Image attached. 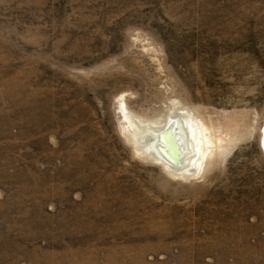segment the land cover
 Instances as JSON below:
<instances>
[{
    "label": "rangeland",
    "instance_id": "obj_1",
    "mask_svg": "<svg viewBox=\"0 0 264 264\" xmlns=\"http://www.w3.org/2000/svg\"><path fill=\"white\" fill-rule=\"evenodd\" d=\"M263 130L264 0H0V264H264Z\"/></svg>",
    "mask_w": 264,
    "mask_h": 264
},
{
    "label": "bare ground",
    "instance_id": "obj_2",
    "mask_svg": "<svg viewBox=\"0 0 264 264\" xmlns=\"http://www.w3.org/2000/svg\"><path fill=\"white\" fill-rule=\"evenodd\" d=\"M171 118L161 129L145 126L140 131L133 127L132 138L139 150L151 155L169 171L193 176L202 167L204 156L212 147L211 141L207 140L203 125L192 122L190 116L174 115ZM177 124H181V130L177 129ZM196 131L202 137L201 142L194 141ZM262 139L264 146V130Z\"/></svg>",
    "mask_w": 264,
    "mask_h": 264
},
{
    "label": "water",
    "instance_id": "obj_3",
    "mask_svg": "<svg viewBox=\"0 0 264 264\" xmlns=\"http://www.w3.org/2000/svg\"><path fill=\"white\" fill-rule=\"evenodd\" d=\"M262 141H263V139H262ZM262 144V143H261ZM262 148H263V150H264V146H263V144H262Z\"/></svg>",
    "mask_w": 264,
    "mask_h": 264
}]
</instances>
